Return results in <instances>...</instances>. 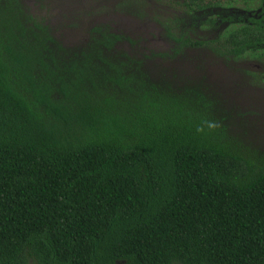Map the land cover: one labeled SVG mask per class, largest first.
Returning a JSON list of instances; mask_svg holds the SVG:
<instances>
[{
    "label": "trees",
    "instance_id": "16d2710c",
    "mask_svg": "<svg viewBox=\"0 0 264 264\" xmlns=\"http://www.w3.org/2000/svg\"><path fill=\"white\" fill-rule=\"evenodd\" d=\"M221 16L202 43L264 62V14ZM127 41L95 24L67 45L0 0V264H264V147Z\"/></svg>",
    "mask_w": 264,
    "mask_h": 264
},
{
    "label": "rangeland",
    "instance_id": "374dc122",
    "mask_svg": "<svg viewBox=\"0 0 264 264\" xmlns=\"http://www.w3.org/2000/svg\"><path fill=\"white\" fill-rule=\"evenodd\" d=\"M25 1L67 45L85 41L95 24L123 34L128 38L125 47L143 59L154 76L207 90L226 114L231 131L249 146L264 147V62L247 54L227 58L219 55L214 42L202 43L220 37L225 13L262 14L259 0H219L221 6H234L222 10L211 5L204 11L197 6L188 9L189 0ZM208 1L215 3H199ZM179 35L191 45L174 54Z\"/></svg>",
    "mask_w": 264,
    "mask_h": 264
},
{
    "label": "flooded vegetation",
    "instance_id": "af4514ba",
    "mask_svg": "<svg viewBox=\"0 0 264 264\" xmlns=\"http://www.w3.org/2000/svg\"><path fill=\"white\" fill-rule=\"evenodd\" d=\"M262 8H263V13L262 14H264V4H263Z\"/></svg>",
    "mask_w": 264,
    "mask_h": 264
}]
</instances>
